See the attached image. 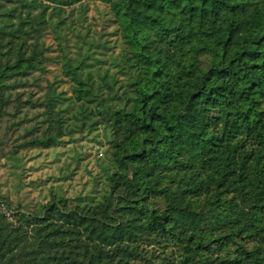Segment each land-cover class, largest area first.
I'll return each instance as SVG.
<instances>
[{
	"label": "trees",
	"instance_id": "trees-1",
	"mask_svg": "<svg viewBox=\"0 0 264 264\" xmlns=\"http://www.w3.org/2000/svg\"><path fill=\"white\" fill-rule=\"evenodd\" d=\"M101 1L0 0V150L105 139L89 190L0 202V264H264V0Z\"/></svg>",
	"mask_w": 264,
	"mask_h": 264
},
{
	"label": "rangeland",
	"instance_id": "rangeland-1",
	"mask_svg": "<svg viewBox=\"0 0 264 264\" xmlns=\"http://www.w3.org/2000/svg\"><path fill=\"white\" fill-rule=\"evenodd\" d=\"M126 1L97 2L91 5L90 16L95 15V8L110 12V9L123 7ZM52 72L49 78L57 74L58 67H52ZM8 120L10 118L0 121V136L10 124ZM67 144L47 150L20 149L17 155H11V145H5L0 150V202L10 203V209L18 207L31 211L47 202L51 194L72 198L83 189L89 190L92 182L90 172L94 173L95 169L92 155L98 151L104 152V131L100 130L91 136L75 135ZM81 149L89 156L77 166L72 159V152ZM4 206L1 207L2 211L8 216L9 210Z\"/></svg>",
	"mask_w": 264,
	"mask_h": 264
}]
</instances>
